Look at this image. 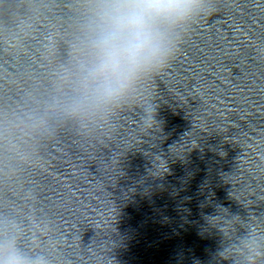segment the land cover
<instances>
[{
    "label": "clouds",
    "instance_id": "clouds-1",
    "mask_svg": "<svg viewBox=\"0 0 264 264\" xmlns=\"http://www.w3.org/2000/svg\"><path fill=\"white\" fill-rule=\"evenodd\" d=\"M202 0H99L86 65L71 113L86 105L118 101L147 73L162 70L173 57L172 31L188 22ZM0 264H45L25 255L14 242L0 244Z\"/></svg>",
    "mask_w": 264,
    "mask_h": 264
}]
</instances>
